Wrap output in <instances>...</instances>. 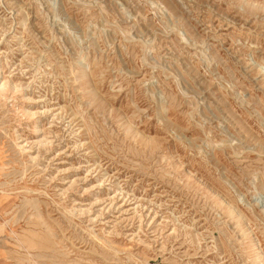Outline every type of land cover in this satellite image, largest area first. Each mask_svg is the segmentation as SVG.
Here are the masks:
<instances>
[{"label":"rangeland","instance_id":"rangeland-1","mask_svg":"<svg viewBox=\"0 0 264 264\" xmlns=\"http://www.w3.org/2000/svg\"><path fill=\"white\" fill-rule=\"evenodd\" d=\"M246 2L0 0V264H264Z\"/></svg>","mask_w":264,"mask_h":264},{"label":"bare ground","instance_id":"bare-ground-1","mask_svg":"<svg viewBox=\"0 0 264 264\" xmlns=\"http://www.w3.org/2000/svg\"><path fill=\"white\" fill-rule=\"evenodd\" d=\"M243 4H244V1H243ZM246 5L249 6L251 9L255 8L256 10H263L264 11V5L261 4V5H253V4H250L249 2H246ZM252 12V11H251ZM81 64H84V61H81ZM263 68H261L260 70H262ZM264 71V70H263ZM3 88V87H2ZM2 90V89H1ZM18 90V89H17ZM16 91V90H15ZM1 92V91H0ZM2 192V191H1ZM5 192H2L3 195ZM100 241V240H99ZM102 242V241H101ZM107 244V242H106ZM109 244V243H108Z\"/></svg>","mask_w":264,"mask_h":264}]
</instances>
